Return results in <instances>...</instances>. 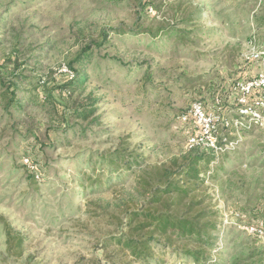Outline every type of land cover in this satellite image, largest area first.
Listing matches in <instances>:
<instances>
[{"label":"rangeland","instance_id":"obj_1","mask_svg":"<svg viewBox=\"0 0 264 264\" xmlns=\"http://www.w3.org/2000/svg\"><path fill=\"white\" fill-rule=\"evenodd\" d=\"M173 29L181 40L163 36ZM263 53L264 0H0V264H114L102 250L112 219L96 211L121 204L119 188L93 173L91 157L124 143L149 164L181 159L193 127L178 116L200 101L234 118V85L264 71ZM70 65L86 79L68 93ZM241 137L197 192L218 210L222 264L264 245L247 231L264 229V129ZM83 174L93 176L81 189ZM7 228L24 237L20 257L7 253ZM156 258L192 264L170 250Z\"/></svg>","mask_w":264,"mask_h":264},{"label":"trees","instance_id":"obj_2","mask_svg":"<svg viewBox=\"0 0 264 264\" xmlns=\"http://www.w3.org/2000/svg\"><path fill=\"white\" fill-rule=\"evenodd\" d=\"M148 6H152V3L147 1L146 11ZM181 32L173 29L163 36L181 40ZM118 33L125 34L121 30ZM104 37L107 38L106 33ZM91 49V45L84 48L75 63L82 62ZM70 69L71 74L64 75L67 80L63 89L68 93L69 90H76L86 79L82 70H74L73 65H70ZM5 100L7 106L17 102L15 94L9 91ZM75 111L72 116L84 121L92 116L88 111ZM230 153L222 155L228 156ZM220 157L213 150L194 147L170 164H149L144 154L124 143L114 150L98 154L96 160L91 157L93 173L100 171L98 177L106 173L108 186L111 189L119 188L121 198V204H117L111 212L101 209V201H85L86 205L95 204L102 210L96 211V216L109 215L112 219L110 224L114 230L102 245L107 261L125 264V259L130 257L135 264H157V250H170L192 264H222L217 259L221 254L218 210L211 206L204 207V201L197 196L201 184L217 178ZM91 176H79L81 189L86 188ZM32 178L35 179V175ZM131 180H134L131 191L120 190ZM101 189L99 187L97 190ZM6 235L7 253L20 257L24 237L13 234L8 228ZM263 257L264 245L252 243L236 254L231 264H260Z\"/></svg>","mask_w":264,"mask_h":264},{"label":"built area","instance_id":"obj_3","mask_svg":"<svg viewBox=\"0 0 264 264\" xmlns=\"http://www.w3.org/2000/svg\"><path fill=\"white\" fill-rule=\"evenodd\" d=\"M147 12L153 15V6H148ZM259 56L260 54L253 58L258 59ZM64 72L71 74L67 70ZM233 91L237 103L234 118L214 116L200 101L191 104L178 116L180 123L193 127V133L187 138L190 149L201 147L205 150H213L217 155L234 152L241 144L242 133L253 129H264V71L249 80L237 82ZM216 103L219 105L220 100L216 99ZM247 231L256 238L264 240L262 227H249Z\"/></svg>","mask_w":264,"mask_h":264}]
</instances>
